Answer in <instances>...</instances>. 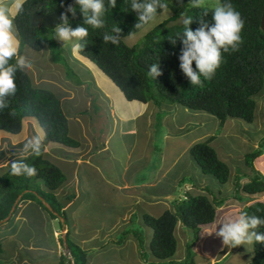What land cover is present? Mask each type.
Listing matches in <instances>:
<instances>
[{
  "label": "crops",
  "instance_id": "0c3cea01",
  "mask_svg": "<svg viewBox=\"0 0 264 264\" xmlns=\"http://www.w3.org/2000/svg\"><path fill=\"white\" fill-rule=\"evenodd\" d=\"M6 2L13 18L16 10L11 0ZM56 52L64 54L65 59H51L47 48L33 51L23 47L18 54L32 65L24 71L32 87L46 90L58 100L67 137L76 143L73 148L47 143L41 152V158L64 178L52 193L63 216L53 218L50 214L55 213L41 209L35 202L19 201L21 206L8 219L12 231L0 237V264H61L65 235L85 253V264L157 262L149 247L145 246L148 255L139 251L141 236L146 245L152 237L143 217L158 218L195 195L214 200L215 212L211 223L197 228L191 244L193 263L250 264L252 244L228 248L215 233L221 222L240 214L246 205L255 201L264 204V190L253 195L242 192L255 175L264 179V149L251 168L244 163L231 172L229 161L219 160L227 165L228 178L212 192L205 186L208 175L201 173L189 149L208 141L220 159L213 144L221 136L237 139L226 133L237 124L234 119H227L216 134L215 121L212 131H204L210 120L207 114L164 102L126 101L93 64L73 54L70 44L63 47L56 40ZM34 136L43 139L41 129L35 119L24 118L19 133L0 131V142L3 140L10 150L16 147L23 151V145ZM256 144L251 142L237 156L243 159L257 149ZM28 154L23 151L14 160ZM5 225L0 224V229ZM126 226H132L131 231L138 236L131 232L122 235ZM173 236L176 246L170 260L180 261L190 235L177 222Z\"/></svg>",
  "mask_w": 264,
  "mask_h": 264
},
{
  "label": "trees",
  "instance_id": "16d2710c",
  "mask_svg": "<svg viewBox=\"0 0 264 264\" xmlns=\"http://www.w3.org/2000/svg\"><path fill=\"white\" fill-rule=\"evenodd\" d=\"M65 1L26 0L24 11L13 16L15 32L20 42L18 52L23 47L33 51L47 48L51 59L54 58L56 39L53 29L31 28L29 18L34 13L41 15L54 13ZM163 2L167 3L166 11L170 16L144 34L132 47H127L122 39L138 33L146 25L141 29H135L138 19L136 13L130 9V0H116V7L109 9L105 14V27L97 30L88 28L89 34L86 40L81 42L85 46L78 55L88 60L109 79L126 101L164 102L179 105L189 111L203 112L217 120L218 130L227 119L251 123L255 98L264 89V26L260 25L264 0H217L219 4L232 3L240 13L244 21L241 33L243 43L236 52L222 53L220 67L210 81L203 82V87L191 86L179 68L178 57L182 43L178 37L187 26L182 24L180 27L166 28L165 24L183 16L192 18V23L188 27L193 31L200 27L201 22L211 26L214 8L192 7L191 0ZM105 4L107 5V0ZM73 7H76V15L73 17L68 14V20L74 29L83 26V18L75 3ZM161 12L163 11L158 10L157 14ZM115 26L121 30L119 44L114 46L111 43H103V35L106 32L111 33ZM10 63L14 64L15 59ZM152 64H158L161 72V75L155 78L148 73ZM193 68L195 69V63ZM201 79L203 81V77ZM15 83L16 94L10 98L9 106L0 110V131L15 135L20 132L21 121L24 118H33L43 133L41 152L47 143L75 147L76 143L67 137L66 120L58 100L46 90L33 88L24 71H17ZM260 141L256 150L244 156V163L250 168L252 161L264 149V137ZM207 143L208 141H203L192 145L189 154L202 174L210 176L218 184H223L228 178V169L218 160ZM19 160L35 166L38 174L32 178L13 176L11 167H8L0 175V222L8 215L18 196L19 201L36 202L41 209L47 211L42 206L43 201L51 212L56 214H50L53 218L63 216L60 205L52 194L63 183L64 178L60 171L43 160L41 153L39 156L30 153ZM263 190L264 179L258 174L242 187V192L247 195L258 194ZM214 212V200L205 195H195L175 204L173 211H165L158 218L144 216L145 225L152 230L150 254L157 262L143 264H194L190 251L194 234L199 226L212 222ZM242 212L264 219V204L252 202L240 213ZM177 222L189 232L190 240L185 245L183 259L172 261L170 259L176 246L173 231ZM255 231L264 233V225H260ZM130 232L137 234L131 230L124 231L125 234ZM65 245L72 264H85V253L70 243L66 235ZM61 264H68L62 255ZM250 264H264V244H252Z\"/></svg>",
  "mask_w": 264,
  "mask_h": 264
},
{
  "label": "clouds",
  "instance_id": "9594fccd",
  "mask_svg": "<svg viewBox=\"0 0 264 264\" xmlns=\"http://www.w3.org/2000/svg\"><path fill=\"white\" fill-rule=\"evenodd\" d=\"M25 2L26 0H11V7L15 8L17 14H20L24 11ZM74 3L82 15L83 26L73 29L69 25L67 14H71L73 17L76 15V7L69 5L66 13L61 14L60 23L53 29L55 30V39L62 42L63 47L70 44L73 54H78L83 51L85 46L81 42L86 40L89 34L88 28L103 29L105 14L109 9L116 7V0H107V5L105 0H74ZM191 3L192 7L198 8L204 4V0H191ZM167 8L168 5L163 0H130V9L136 13L138 19L135 29H141L148 25L155 20L158 10L166 11ZM9 11V4L6 0H0V110L7 108L10 98L16 94L17 71L29 70L32 67L26 57L18 54L20 42L15 32L14 19L10 17ZM212 21L211 26L201 22L200 27L193 31L188 27L192 23V18L182 16L181 19L183 26L187 27L178 37L182 43L178 57L179 68L193 87H203L204 81H210L222 63V53L236 52L243 43L241 33L244 21L232 3H217L212 12ZM120 31L117 26L113 27L111 33L106 32L103 35V43L118 45ZM13 59H15V63L11 64L10 61ZM193 63H195V69ZM148 73L154 78L161 75L159 65L152 64ZM201 77H203V81ZM41 148L42 139L39 136L30 138L23 145V151L36 156L40 155ZM11 174L32 178L38 173L35 166L22 160H16L11 163ZM2 221L0 224L8 220ZM219 225V231H216L215 234L225 247L235 248L253 243L264 244V233L255 231L257 227L264 225V219L258 216L242 212ZM67 256H69V252ZM63 257L65 258V255Z\"/></svg>",
  "mask_w": 264,
  "mask_h": 264
},
{
  "label": "rangeland",
  "instance_id": "374dc122",
  "mask_svg": "<svg viewBox=\"0 0 264 264\" xmlns=\"http://www.w3.org/2000/svg\"><path fill=\"white\" fill-rule=\"evenodd\" d=\"M216 5H217V0H204V4L200 7H206L209 9H213V8H215ZM169 16H170V14L167 11H163V12L157 14L154 21H152L151 23L146 25L138 33L123 38L122 42L127 47H132L135 43H137V41H139L141 39L142 36H144V34H146L148 31H150L157 24L166 20ZM54 58L60 59L62 61L63 59H65V55L60 53V52L59 53L56 52L54 55ZM173 105H175V104H173ZM159 116L161 119V115H159ZM175 116L177 117V113H175ZM207 116L210 117V120H209V124L204 126V131H207V130L212 131L211 126H212L213 121H215L217 124H218V122L214 117H212L210 115H207ZM233 121H235L237 124L233 125V127L231 128L230 131H227V132L225 131V132L230 133L231 136L235 135L236 138L238 139V141H237V139L227 140V139H225V137L221 136L219 139L215 140V142L213 144V148L215 149L218 157L220 158L218 160L222 161V160L226 159V161H229V163H227V164H228V167L231 170V172H233V170H237L236 168H239V166L244 164V157H243V159H241V157L237 156V155H239V151L244 152V150H247L250 147L251 142H253V141L257 142L256 148H258L260 145V142H261L260 141L261 138L264 137V89L260 93V95L255 98V110L253 113V120H252L251 124L250 123L247 124V123H244L240 120H235V119ZM260 130H263L262 131L263 136L260 135L261 134ZM217 131H219V130L216 127L214 134H216ZM214 134H213V136H214ZM158 140H159V137H158ZM3 142H4L3 140L0 142V175L3 174L7 170L8 167H11V163L13 161H15L14 159H16L17 156H20L19 154H21V152H23L22 150L17 151L15 149L16 147H14L13 150L12 149L10 150L9 147H5L6 144H4ZM225 166L227 167V165H225ZM228 167H227V169H228ZM240 169L238 171H240ZM206 179H208V183H206L205 186L207 187L208 190L214 192V190L218 186V183L214 179H212L210 176H207ZM238 188L239 187H237L236 189H238ZM21 204L22 203H20L18 201L16 204V207L21 206ZM35 204H37V203L35 202ZM9 223H10V221L6 222V225L4 226V228L2 230L0 229V237H2V233L4 234L6 232L9 233L10 231H12V229H10L11 227H10ZM131 223H132V221H131ZM132 226L134 227L135 225L132 223ZM132 226L124 227L125 228L124 231L129 232L130 230L133 229ZM122 235H125V233H123ZM142 236H141V242L137 243L138 247H139V251L141 250L142 253L148 255L149 251H147L145 249L146 248L145 246L149 247L150 241L146 245L147 242L146 243L143 242ZM194 237L196 238V233L194 234ZM32 240L37 242L38 239H32ZM193 240H194V238H193ZM7 245L9 246V243H7ZM60 251L62 253V250H60ZM190 251L192 253V258H193L194 253L192 252L191 249H190ZM63 253H64V251H63Z\"/></svg>",
  "mask_w": 264,
  "mask_h": 264
},
{
  "label": "water",
  "instance_id": "95a60500",
  "mask_svg": "<svg viewBox=\"0 0 264 264\" xmlns=\"http://www.w3.org/2000/svg\"><path fill=\"white\" fill-rule=\"evenodd\" d=\"M73 4H74V0H66L65 3L63 4V6L59 10L54 12V13H51V14H48V15H41V14L34 13L29 18V26L31 28L40 27V28H44V29H53V28L56 27V25L58 23H60L61 14L66 13V9L68 8V6L69 5L73 6ZM261 12H262V16H261L260 25H261V27H263L264 26V3L262 5ZM181 19H182V17L176 18V19L171 20V21H168L165 24V27L166 28L180 27L182 25ZM19 198H20V196H18L15 199V201H14V203H13L11 209H10V212L8 213V215L5 217V219L2 222H4L5 220L9 219L10 215L12 214V212L14 210V207L16 206L17 202L19 201ZM41 203H42V206L47 211L51 212L49 206L46 203H44L43 201ZM62 245H63L62 247H63V250H64L63 255L67 256L68 255V249H67V247L65 245V240L63 238H62Z\"/></svg>",
  "mask_w": 264,
  "mask_h": 264
},
{
  "label": "built area",
  "instance_id": "2783aa9c",
  "mask_svg": "<svg viewBox=\"0 0 264 264\" xmlns=\"http://www.w3.org/2000/svg\"><path fill=\"white\" fill-rule=\"evenodd\" d=\"M65 259H66L68 264H71V260H70L69 256H65Z\"/></svg>",
  "mask_w": 264,
  "mask_h": 264
}]
</instances>
